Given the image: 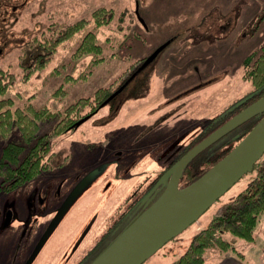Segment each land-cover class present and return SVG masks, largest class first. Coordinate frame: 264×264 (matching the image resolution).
<instances>
[{"label": "rangeland", "instance_id": "obj_1", "mask_svg": "<svg viewBox=\"0 0 264 264\" xmlns=\"http://www.w3.org/2000/svg\"><path fill=\"white\" fill-rule=\"evenodd\" d=\"M57 3L62 25L88 16L99 5L111 9V21L96 28L102 59L90 64L93 53L73 55L83 29L55 46L45 64L27 76L22 64L29 63L27 58L34 51L20 61L21 49L8 47L0 67L14 73L6 95L13 98L15 106L30 103L63 109L99 86L111 90L141 59L166 45L154 67L140 73L142 82L134 89L135 95L114 113L108 105L101 106L63 132L55 139L50 168L12 189L0 190V264H23L55 209L82 177L96 170L30 263L74 264L112 219L127 210L131 199L142 190L146 192L147 186L141 188L147 180L160 175L185 152L194 135L254 90L244 77L243 62L248 53L264 45V0H47V7L54 8ZM136 6L144 22L139 20ZM36 19L46 21L44 16ZM29 30L35 33L36 27ZM42 55L38 59L45 58ZM238 140L236 137L228 145L233 147ZM247 180L244 173L195 221L141 264L175 261L215 207ZM160 186L162 189L164 183ZM137 190L141 191L135 196ZM84 227L88 228L85 240L74 251L72 243ZM254 235V241L236 244V249L258 251L263 258L264 213L258 216Z\"/></svg>", "mask_w": 264, "mask_h": 264}, {"label": "trees", "instance_id": "obj_2", "mask_svg": "<svg viewBox=\"0 0 264 264\" xmlns=\"http://www.w3.org/2000/svg\"><path fill=\"white\" fill-rule=\"evenodd\" d=\"M111 18V9L101 5L96 6L88 16L67 22L60 31L54 30L53 37H48V41H52L48 45L41 46L37 43L43 33L33 36L30 50L36 49L38 56L41 55V50H46V55H49L56 46V41L69 39L83 29L84 32L78 40L79 43L73 55L81 57L93 53L95 58L90 60V64H97L102 59V46L97 37L96 28L109 23ZM57 33L58 39L54 41ZM27 50H29L28 47ZM29 51L24 52L22 57H28ZM47 59V57L28 59V64L26 62L22 64L24 68H27L26 71L24 70V76L30 74L32 69L43 66ZM243 68L245 69L244 77L254 89L264 84V45L248 53L243 62ZM83 77L87 75L83 74ZM13 78V72L0 69V190L4 191L50 168L55 139L72 128L78 119L95 112L110 92V86H99L92 94L77 97L71 103H66L63 109L57 106L50 108L47 105L36 107L30 103L20 107L15 106L13 98L6 95L12 86ZM262 92L264 93V90ZM53 118H56L55 122L47 128L46 126ZM242 135H239L237 140ZM232 145H228L217 155L206 158L202 167L198 163L186 167L180 181L186 184L200 175L222 157ZM246 173L248 174L246 184L215 207L210 219L192 236L184 251L175 261L167 264H202L209 248L220 251L231 249L243 255L236 249V242L253 241L258 216L264 213V152L255 161L252 169ZM179 185L181 186V183ZM161 190H158L157 195ZM157 195H154L152 199L154 200ZM225 234L228 238L224 236Z\"/></svg>", "mask_w": 264, "mask_h": 264}, {"label": "water", "instance_id": "obj_3", "mask_svg": "<svg viewBox=\"0 0 264 264\" xmlns=\"http://www.w3.org/2000/svg\"><path fill=\"white\" fill-rule=\"evenodd\" d=\"M136 13L139 16L136 6ZM166 43L156 47L143 61L151 62L165 47ZM264 84L235 102L231 108L260 94ZM104 99L100 106L108 101ZM228 109V110H229ZM227 110V111H228ZM87 114L74 125L87 119ZM253 121L244 135L215 163L200 175L184 185L179 180L184 167L207 145L242 124ZM264 152V93L245 107L231 115L215 130L189 147L176 161L166 169L156 183L142 198L146 200L156 187H164L156 198L147 205L88 264H141L146 258L195 221L223 192L230 188L244 173L250 171L255 161ZM96 171V170H95ZM95 171L85 175L69 192L57 208L53 218L43 231L37 244L24 264H30L42 247L49 234L55 228L67 208L84 188Z\"/></svg>", "mask_w": 264, "mask_h": 264}, {"label": "flooded vegetation", "instance_id": "obj_4", "mask_svg": "<svg viewBox=\"0 0 264 264\" xmlns=\"http://www.w3.org/2000/svg\"><path fill=\"white\" fill-rule=\"evenodd\" d=\"M37 16H42V17L44 16L46 18V21L45 22L44 21H38L36 19ZM58 16H60L58 3L56 4V6H54V8L53 7L48 8L47 7V0H0V58H2L5 55L6 49L8 50V47H12V46H16L19 49H21V55L24 52L29 51L31 49L29 46L31 45L32 37L36 36L40 32L43 34L40 35V40H37V43L39 45L45 46V45L52 43V41H48V37H50V38L53 37L52 36L53 31L54 30L60 31V30H62V28L64 26L58 20ZM24 23H27L26 26L25 25L23 26ZM31 26L36 27L35 33L28 32V30L30 29ZM27 27H28V30H26ZM37 27H39V29H37ZM58 35L59 34L57 33L56 36H54V41H56L58 39ZM26 36H28V37L26 38ZM60 43H63V40L59 41V42L58 41L55 42L56 46ZM27 47L29 48V50H27ZM30 51H31L30 53H32V51H34V53L31 55L32 59H36L38 57V53H36V49L30 50ZM46 53H47L46 50H42L41 51V54H43L42 57H44V56L48 57L46 55ZM161 54H162V51H160L155 56L154 60H152L151 62L146 63L144 65H142V63H143L145 58L141 59L140 64L138 66H136V68L126 78H124L119 83V85H117L116 87H114L113 89L110 90V92L104 98V99H106L109 97L108 101L104 105H108V107L113 112V111H116L120 107V104L125 99H127L129 96L135 95L134 94L135 92H133L134 89L139 87L141 82H142L140 73L145 72V69L147 71L151 66L154 67L155 63L158 62V60L160 59ZM28 59H30V58H28ZM22 60L25 61L26 57L25 58L22 57V59L20 61H22ZM20 63H18V64L20 65ZM0 69H1V67H0ZM138 94H140V93H138ZM141 94H143V92ZM262 94H263V92L255 95L254 97H251L250 99L244 101L242 104L238 105L237 107L229 109L223 115L218 116L217 118L213 119L212 122L210 124H208V126H206L202 131H200L197 135H194V137L191 138L192 140H190V142H189L190 145L188 146V148L193 146L197 142H199L201 139H203L205 136H207L209 133H211L213 130H215L219 125H221L225 120H227L231 115H233L234 113L239 111L241 108L245 107L247 104L254 101L256 98H258ZM95 112H96V110H95ZM95 112H93L90 116H92ZM251 123H253V121H249V122L242 124L241 126L229 131L228 133L224 134L223 136L216 139L215 141H213L212 143L207 145L205 148L200 150L189 161V163L184 167L183 172H184L185 168L188 167L189 165H194V164L198 163L199 166L202 167V164L204 163V160L206 158H208V157L211 158V157L217 155L218 152L223 149L224 145L227 146L229 141L238 137L239 134H242L247 129H249ZM187 149H185V151ZM175 161H176V159L173 160L172 162L168 163L164 167V169L161 171V174L166 169H168ZM91 171H93V170H90V172ZM160 175L156 176L155 178L152 177L150 180H147L145 183V186H143L141 188V190L146 188V186H147V188H146V192H147L150 188H152L151 186H153L156 183V181L158 180ZM180 183H181V181L179 180V184ZM160 188H161L160 185L155 188L153 193L149 196V198H148L149 202L147 204L146 203L143 204V202H141L142 199H140V197L146 193L145 191L143 192V190L139 196H137L136 198L135 197L132 198L130 201V203L133 201L132 204L129 203L126 205V207H128L127 210L121 211V213H119L115 218L112 219V221L108 224L105 231H103L100 234L99 238L92 244V246H90L86 250H84L82 256L79 257L77 260H75L74 264H88L115 237V235L118 234V232L125 225H127L130 221H132L143 210V208H145L147 205H149L151 203V201L153 200L152 198L154 197V195H157L156 193L158 192V190ZM140 191L138 192V190H137L136 192H138V193H136L135 196L137 194H139ZM56 210H57V208L55 209V212H56ZM55 212H54V214H55ZM54 214H53V216H54ZM6 216L8 219L10 217V213L8 212L6 214ZM53 216H52V218H53ZM87 229L85 230V227H84L80 232H78L76 238L74 239V241L72 243V247L74 248V251L85 240L86 234L88 232ZM67 254L68 253H66V255ZM28 257L26 258V260L28 259ZM69 257L66 256V258H69ZM63 258L65 259V257H63ZM26 260L24 261V263L26 262Z\"/></svg>", "mask_w": 264, "mask_h": 264}, {"label": "crops", "instance_id": "obj_5", "mask_svg": "<svg viewBox=\"0 0 264 264\" xmlns=\"http://www.w3.org/2000/svg\"><path fill=\"white\" fill-rule=\"evenodd\" d=\"M255 239V235H254ZM253 239V241H254ZM240 241V240H239ZM237 241L236 244L242 243L243 241ZM243 244V243H242ZM241 246V244H239ZM251 249V246H248ZM238 252H242L238 250ZM243 255L237 253L235 250H217L212 249L206 251L202 264H264V257L261 258L260 252L258 251H244Z\"/></svg>", "mask_w": 264, "mask_h": 264}]
</instances>
